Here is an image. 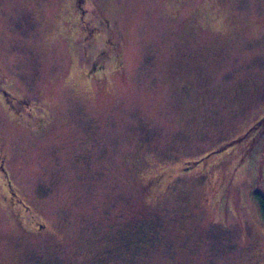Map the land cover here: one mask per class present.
Returning a JSON list of instances; mask_svg holds the SVG:
<instances>
[{
  "label": "rangeland",
  "instance_id": "1",
  "mask_svg": "<svg viewBox=\"0 0 264 264\" xmlns=\"http://www.w3.org/2000/svg\"><path fill=\"white\" fill-rule=\"evenodd\" d=\"M83 5L120 48L100 81L82 77L100 44L82 43L72 0H0V84L47 119L26 127L0 101V145L51 228L27 234L0 208V264H264L261 144L229 201L207 198L203 175L156 199L141 182L149 164L196 158L264 113V0Z\"/></svg>",
  "mask_w": 264,
  "mask_h": 264
},
{
  "label": "flooded vegetation",
  "instance_id": "2",
  "mask_svg": "<svg viewBox=\"0 0 264 264\" xmlns=\"http://www.w3.org/2000/svg\"><path fill=\"white\" fill-rule=\"evenodd\" d=\"M72 1L79 11L77 20L80 23L82 43L86 44L90 41L98 45L100 44V48L95 51L91 61L89 62L87 60L88 64H91L88 65V68L81 71L82 77H90L91 81H100L109 72V65H112L115 60L120 59L121 53L119 44L117 41H111L108 38L103 39L102 36H104V34L100 31L102 27L98 24V21L90 26L91 23L84 18V14L86 13L83 5L84 0ZM102 21L104 22V20ZM105 44L109 45L111 49L110 53H107L109 51H107ZM88 53L89 51L86 50V54ZM0 101L5 108L10 106L12 110L8 109L9 113L10 111H14L15 113L13 115H15L18 121L24 122L26 127L41 129V126L47 123L45 115L31 106V101L21 100L20 93L5 83L0 84ZM16 101L24 103L25 109L22 113L17 114L15 110ZM263 116L264 113L252 119L247 125L236 131L226 140L221 143L218 142L215 146L204 151V153L196 158H182L178 159L176 162L170 159H168V161L158 160L155 163L149 164L147 167L149 170L146 171L144 178L141 179L143 186L146 187V191L158 189V194L153 196L154 199H156L168 191L170 188L169 186L176 177L188 175L189 177L196 178V176L203 175L205 177L204 186L205 189L208 190L207 198L215 193H219L220 197L223 196L221 190L224 188L227 192L228 186L236 179L238 172H241L243 168L241 164L239 168H234L232 174L229 175L228 172L231 169L228 168V170H225L223 168L226 166V160L222 158L223 152L234 143H241L245 139L250 140L249 137L257 130L253 125L257 122H261ZM249 145L252 147L253 142H250ZM7 161L8 155L0 145V208L5 211L13 223L18 227L20 226L25 233L35 236L50 233L51 228L45 218L41 213L35 211L27 194L20 189L11 177V171L7 165ZM219 166H222V168L218 169L219 174L216 175L214 169ZM245 174L247 175L248 173ZM214 186H218L216 187L217 189L213 190L215 188ZM225 197L229 201L226 194Z\"/></svg>",
  "mask_w": 264,
  "mask_h": 264
},
{
  "label": "trees",
  "instance_id": "3",
  "mask_svg": "<svg viewBox=\"0 0 264 264\" xmlns=\"http://www.w3.org/2000/svg\"><path fill=\"white\" fill-rule=\"evenodd\" d=\"M257 128V130L255 131L256 135L254 138H251L250 140H247L246 143L244 145L240 144V143H234L231 147L232 148H228L227 150H225L223 152L222 158H224L226 160L225 165L228 166L231 170H229V175L232 174V170L235 168H239V166L242 164L243 168H245V173H250V170L252 169L251 166L249 165V153L251 152V150L253 149V147L256 144H261V146L264 147V134H262V132L264 131V116L262 118L261 122H257L255 125H253ZM254 134V133H253ZM250 142H253L252 147H250ZM223 160V159H222ZM224 160V161H225ZM222 162V161H221ZM219 168H222V166L216 167V169H214V173L216 175L219 174ZM256 172V171H255ZM261 174V170L258 171V181L256 183V188L254 190V193H256L261 199L257 198L258 201V212H259V216H261V218H263L264 220V186L261 183V178L260 175ZM257 175V176H258ZM217 177V176H216ZM216 183V182H215ZM215 185V184H214ZM215 187V186H214ZM218 187V186H216ZM214 188L213 190L217 189ZM149 193H151L152 197L156 194H158V189H152L150 191H148ZM213 192V191H212ZM222 195L221 197H225L226 191L223 188L221 190ZM154 199V197L152 198Z\"/></svg>",
  "mask_w": 264,
  "mask_h": 264
}]
</instances>
